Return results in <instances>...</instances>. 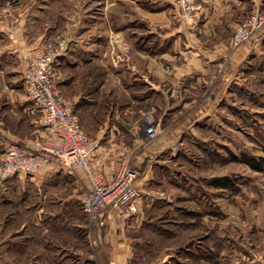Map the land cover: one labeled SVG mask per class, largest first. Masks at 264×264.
I'll return each instance as SVG.
<instances>
[{"label":"rangeland","instance_id":"374dc122","mask_svg":"<svg viewBox=\"0 0 264 264\" xmlns=\"http://www.w3.org/2000/svg\"><path fill=\"white\" fill-rule=\"evenodd\" d=\"M127 1L0 0V83L16 82L23 84L25 88V68L33 50L44 47L52 38L66 36L74 39L69 52L83 42L82 33L90 27L85 26L86 24L93 23L91 28L95 29L104 18L112 22L122 17V12L118 9L130 12L128 17H132L133 3ZM142 1L145 3L142 5L147 6L146 1L150 0ZM155 1L159 3L162 0ZM164 1L170 3L169 0ZM170 1L174 3H170V7L178 9L177 1ZM197 1L199 9V0ZM253 3L256 4V0ZM163 6L164 3L158 4L156 9ZM261 8L264 9V6ZM247 17L242 18L241 22ZM76 23L77 31L72 28ZM101 27L98 26V30ZM260 39L261 47L252 54L243 74L248 76V84L242 90L248 93L244 94L231 86L230 91L225 90L223 93L224 98L221 96L216 102L212 101L214 104L208 107L212 108H207L209 116L197 120L198 122L179 121L187 115L164 117V131L169 130L170 124L184 125H181V132H177L170 144L161 153L155 154L152 161L153 174H150L152 177L149 176L142 182V189L148 193L141 199L143 204H148L149 213L146 211V216L140 223L148 228L141 230L144 244L136 248L140 261L149 262L163 254L164 258L170 259L167 264H264V169L255 170L245 162L231 158L232 154H246L257 159L264 156V34ZM39 40L41 43L34 45ZM154 42L158 45V53L162 47L160 43ZM5 46L7 49L4 56L2 52ZM141 47L148 49L144 45ZM91 58H81V63L77 66L67 63L63 75L68 82L63 83L64 76L59 79L63 94L76 110L81 123L93 131L88 134L92 137L96 135L92 139L104 141L111 125H115L128 105L134 109V122L141 120L143 115H161L162 108L153 101L148 104L135 99V93L118 90L117 86L104 91L105 96L113 93L109 98H105L99 91H93L92 88L100 81H105L106 74L102 73L97 82L91 80L85 67ZM96 61L94 65L102 70V61ZM105 63L110 71L108 83L115 85L119 77V64L113 63V60ZM104 69L108 73L107 68ZM1 87L0 104H3L11 91ZM24 94L27 97L26 88ZM152 106L156 109L155 112L149 111ZM203 107L198 105L194 109L199 111ZM139 110L145 112L141 113ZM36 113L29 111L25 116H9L7 113L4 126L0 121V152L15 143L14 139L4 136L5 125L23 134L22 139L25 141L20 144L29 145L30 141L26 142V139L31 140L32 137L34 142L37 140L39 135L34 134L42 127L37 122L39 114ZM183 129H186L184 136ZM126 139L128 142L132 140L130 136ZM126 154V159L132 156L133 165L136 157L142 154V146L139 149L135 146ZM144 162L142 164L146 163ZM143 174L145 177V171ZM223 176H229L233 180L232 188L209 185L211 179ZM34 183L32 175L27 173L15 174L5 181L0 179V264H21L27 260L29 264H36V246L42 236L40 232L44 218L40 209L45 206L46 210L55 209L56 212L58 209L52 203L56 204L58 201L50 202L52 198H47V202H44V193ZM148 199L152 201L148 203ZM213 200L214 212L209 205ZM193 211L203 214L192 215ZM151 215H164L162 227L171 229L175 234L168 236L169 234L155 233L152 224L155 219L152 220ZM211 235L213 237L209 244L204 240V244L207 243L209 247L205 250L207 255L203 257L204 255H199V245L205 237ZM148 240L152 244H148Z\"/></svg>","mask_w":264,"mask_h":264},{"label":"crops","instance_id":"0c3cea01","mask_svg":"<svg viewBox=\"0 0 264 264\" xmlns=\"http://www.w3.org/2000/svg\"><path fill=\"white\" fill-rule=\"evenodd\" d=\"M256 1H260L264 6V0ZM127 2L133 3L132 17H128L130 12L118 9L122 12V17L112 22L104 18L98 22L95 29L91 28L93 23L85 25L90 27L82 33L83 42L58 61L55 68L58 77L64 76L67 63L77 66L81 63V58L92 57L85 66L88 70L86 74L92 80L93 68L96 67L94 64L96 60H101L102 71H105L104 68L108 71L104 72V75H107L106 79L102 80L97 89L101 95L105 96V90L110 91L112 86H117L118 90L135 93V99L148 104L153 101L155 105L161 107L162 113L157 116L161 121L164 117L187 115L179 120L186 123L209 116L210 111H207V108L212 105V101L216 102L221 96L224 98L223 93L225 90L230 91L231 86L239 90L247 88L248 76L243 75L245 67L250 62L252 54L259 51L262 39L259 38L231 52L230 38L237 23L249 16L255 5L253 0H199V11L192 23H186L180 18L178 9L170 7V3L174 5L170 0V3L163 0L159 3L155 0L146 1L147 6H143L145 3L142 0ZM162 3L165 6L156 9L157 5ZM74 26L72 28L77 31V23ZM98 26H102L100 30ZM154 41L160 43L162 47L158 53L156 49L158 45ZM40 43L41 40L36 41L34 45ZM164 43L167 45L164 46ZM142 45L149 50L143 49ZM6 49L7 46L2 55L6 53ZM24 56H27L26 52ZM111 60L119 64L117 85L108 83L110 71L105 61L110 63ZM62 81L68 82L65 81V76ZM73 81L77 82L76 79ZM0 86L11 91L7 101L0 104L2 126L6 123L7 113L9 116L10 114L25 116L29 111L37 112L24 94L23 84L3 81ZM112 95L111 92L105 98ZM198 105L204 107L198 111L194 109ZM155 110L152 106L149 111ZM133 111L132 106L128 105L123 115H119L120 118L115 125H111L107 138L104 141L99 139L101 142L95 152L94 162L99 171L108 178H111L114 171L126 160L128 155L126 153H130L135 146H140L139 141L142 137L136 132V124L142 119L134 122ZM176 124L173 126L170 124L169 130H163L157 140L144 141L142 154L135 159V163L136 160L138 162L136 166L142 170V178L139 181L141 188L145 178L153 174L154 163L148 159L149 155L161 153L177 132H181V125L184 124ZM82 126L87 134L93 133L83 123ZM4 129V136L14 139L15 143L25 141L22 139L23 134L13 131L12 127L8 128L5 125ZM186 129L182 130V135ZM41 132L39 128L34 135L38 136ZM88 136L94 138L96 135ZM129 136L132 139L130 142L126 139ZM33 138L26 139V142L30 141L28 144L33 145ZM143 162L145 164H142ZM78 171V177L69 176L58 169L42 171L32 176V182L42 190L41 193H44L43 196L46 198L44 202H47V198L49 200L52 198L50 202L58 201L56 204L52 203L58 209L56 212L55 209L46 210L45 206L40 209L44 218L41 223L42 236L36 246L37 259L34 263L167 264L170 259L164 258L163 254L149 262L140 261L137 255L136 248L144 244V238L141 236L143 226L140 223L148 212V204L146 202L143 204L142 199L138 200L137 211L125 220L114 211H108L103 215L104 225L99 222L91 223L81 206L88 183L83 172ZM57 195L59 197H56ZM150 199L148 203L152 201ZM214 203V200L209 203L213 212ZM27 263H30L29 260L21 262Z\"/></svg>","mask_w":264,"mask_h":264},{"label":"built area","instance_id":"2783aa9c","mask_svg":"<svg viewBox=\"0 0 264 264\" xmlns=\"http://www.w3.org/2000/svg\"><path fill=\"white\" fill-rule=\"evenodd\" d=\"M176 1L180 18L186 23L194 22L199 11L198 1ZM261 7L256 1L252 13L237 23L230 41L231 52L257 41L264 34V9ZM73 41L70 37L58 36L31 52L25 68V88L39 114L37 122L42 132L33 145L13 143L1 152L0 179L5 181L19 173L34 176L53 169L78 177V170H81L88 183L81 206L89 222L104 225L103 215L108 211H114L122 220L133 215L138 200L148 192L139 185L142 170L135 162L131 164L132 156L121 163L111 178L95 165L94 156L100 140L88 136L76 110L66 100L55 70ZM136 132L142 137L140 146L136 147L139 149L144 146V141L153 142L161 135L162 121L153 114L144 115ZM154 157L152 154L148 159L153 161Z\"/></svg>","mask_w":264,"mask_h":264},{"label":"trees","instance_id":"16d2710c","mask_svg":"<svg viewBox=\"0 0 264 264\" xmlns=\"http://www.w3.org/2000/svg\"><path fill=\"white\" fill-rule=\"evenodd\" d=\"M152 51V50H151ZM104 74V71L101 70V68L99 69L98 67H94L93 68V76L92 79H94V82H97V79L99 81V79L101 78V74ZM102 81H100L101 83ZM100 83L97 84V86L93 87L92 90L93 91H97V89L100 86ZM241 92L248 93L247 91H243L242 89H240ZM231 158H233L234 160H241L243 162H245L247 165H249L251 168L255 169V170H263L264 169V156L260 157L259 159L255 158V157H251L248 156L246 154L241 155V156H237V155H231ZM209 185L214 186V187H218V188H232L234 186V182L233 180L229 177V176H223V177H216L211 179V181L209 182ZM154 206L157 207V205L154 203ZM155 208V207H154ZM186 210V208H184V211ZM149 213V212H148ZM203 214V212H196L193 211L191 212L192 215H197V214ZM149 217V216H148ZM151 219H155V221H153V229L155 233H159V234H169L168 236L175 234L172 233L173 231L171 229H168L167 227H162V224H164L165 221H163L164 219V215L161 216H150ZM149 221H146V223ZM145 223V224H146ZM149 224V223H148ZM151 224V223H150ZM148 228H146V225H143V230H147ZM214 234V233H212ZM213 237V235L211 236H207L205 237V239H203L201 245H199V255H204L203 257H205L207 254L206 253V249L209 247V241L211 242L210 238ZM204 240H206V244H204ZM149 241V240H148ZM152 244L150 241L148 242V244ZM190 253V251H188Z\"/></svg>","mask_w":264,"mask_h":264}]
</instances>
